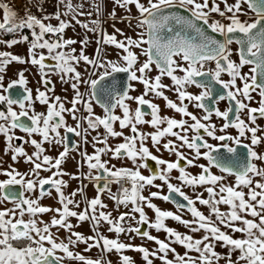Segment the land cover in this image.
Here are the masks:
<instances>
[{
  "label": "snow or ice",
  "instance_id": "1",
  "mask_svg": "<svg viewBox=\"0 0 264 264\" xmlns=\"http://www.w3.org/2000/svg\"><path fill=\"white\" fill-rule=\"evenodd\" d=\"M110 2L109 10L108 0H57L52 14L37 16L25 7L22 17L0 2V44L8 49L28 45L26 56L0 51V136L4 155L12 161L5 168L0 157V176L6 177L0 180V264H113L108 258L113 252L119 264H135L124 254L128 251L140 253L144 264H264V166L256 163L264 164V148L256 147L264 146V127L257 123L264 119V0ZM36 7L44 12L42 5ZM117 9L123 14L118 16ZM52 19L58 23H46ZM109 20L111 33L103 27ZM116 22L125 23L132 34L117 28ZM77 26L96 34L91 54L87 34L79 40L65 36ZM5 35L10 38L3 39ZM14 63L36 68L43 90L38 87L33 95L27 68L5 85L7 69ZM118 74L126 79L119 80ZM53 76L65 93L71 91V98L55 94ZM164 78L171 83H163ZM135 83L142 85L139 95H132ZM166 91L173 92L178 103ZM154 98L162 99L180 119L161 115ZM221 101L227 102L225 110L218 107ZM36 103L46 111H36ZM67 117L75 123L69 124ZM144 125L153 131H144ZM70 134L78 141L72 143ZM25 145L32 146L31 154ZM153 148L175 160L154 154ZM52 149L56 156L47 154ZM72 152L79 157H72L75 173L62 167ZM113 160L129 161L132 167H118ZM21 161L30 165L27 171L15 167ZM149 161L156 169L144 175L141 169L149 168ZM192 167L200 171L187 170ZM72 180L78 186L66 195ZM89 184L96 192L92 198L86 193ZM52 190L56 208L41 203ZM105 194L117 215L107 211ZM154 199L173 203L176 211L162 210ZM198 205L207 208V214ZM50 212V219L43 220ZM169 219L187 232L167 226ZM85 221L90 222L91 235L74 230ZM102 224L115 238L99 230ZM145 225L163 231L165 238L142 230ZM60 230L67 234L64 239ZM122 234L129 240L139 236L156 247L125 243ZM79 245H84L82 251L75 250ZM92 249L99 252L95 259L86 255Z\"/></svg>",
  "mask_w": 264,
  "mask_h": 264
},
{
  "label": "flooded vegetation",
  "instance_id": "2",
  "mask_svg": "<svg viewBox=\"0 0 264 264\" xmlns=\"http://www.w3.org/2000/svg\"><path fill=\"white\" fill-rule=\"evenodd\" d=\"M218 2H219V0H218ZM228 2L231 3L232 0H228ZM220 5H223V4L221 3ZM223 6H224V5H223ZM214 15H215V14H214ZM217 18H219V17H217ZM117 28H119V27H117ZM121 29H122V28H121ZM123 30H124V29H123ZM25 34H28V33H27V30H25ZM129 35H131V34H129ZM4 37H5V39L10 38V37L7 36V35H5ZM233 47H235V46H233ZM92 51H93V50H91L90 54L92 53ZM233 59H236V57L233 56ZM49 63H51V62H49ZM20 69H24V68H14V69H13L14 72L11 73V79H15V78H16V72H17L18 70H20ZM247 70H248L247 67H245V69H243V71H245V72H246ZM155 74H156V73H155V70H154L153 75H155ZM25 75L27 76L28 81H29L28 87H30V88L33 89V95H35V89H36V88L40 87V88L42 89V85H40V84L37 83L38 80H39V76L37 75V69L33 67L32 70L29 69V70L25 73ZM223 78H224V79H228L227 76H224ZM52 79H53V81L55 82V94H56V95H59V96H61V97L67 95L69 98H71V95H72L71 91H69L68 93H65V92L63 91V88H64L65 86L62 85V84L59 82L58 78L55 77V76H53ZM118 79L121 80V81H124V80L126 79L125 74H118ZM163 83H165V84H170L171 82H170V80H169L168 78H164ZM238 83H239V82H238ZM135 87H136L137 91H136V92H133L132 95H139L140 92L143 90L142 85H140L139 83H135ZM42 90H43V89H42ZM189 90H190V91H193V92H196V93L199 92L198 89H189ZM165 94L168 95L170 99H172V100H174V101H176V102L178 103V101H177V99H176V96H175V94H174L173 92L166 91ZM253 95H255V94H253ZM257 99H259V97H257ZM154 102L160 105V107H161V115L173 116V117H175L176 119H180L179 114H176L173 110L167 109V108L165 107V102H164L162 99L154 98ZM185 103H187V101H185ZM227 106H228V105H227V102H226V101H221V102L219 103V105H218V107H219L221 110H225V109L227 108ZM252 106H253V107H256V106H258V105H256V104H252ZM133 107H135V105H133ZM35 109H36V111H46V106H45V105H41V104H39V103H36V104H35ZM145 110H147V109H146V106H145ZM189 110L192 111V112H194V113L197 114V115H200L199 110H197V109H195V108H193V107H191V106L189 107ZM17 111H18V109H17ZM95 111H96L97 113H101V112H102V109H100L99 107H96V108H95ZM118 114H119V113H118ZM147 118H150V117H146V119H147ZM243 118L246 119V116L243 117ZM213 119L215 120V122H216L217 124L222 123V121H220V120H216L215 117H213ZM67 120H68V123H69V124H74V123H75V122L71 119V117H67ZM257 123H258L259 125H261V127H264V119H258ZM141 127L143 128L144 131H148V132L153 131V129H151V128L148 127L147 125H144V126H141ZM116 128H117V130H120L118 124L116 125ZM61 131L63 132V130H61ZM100 131H103V130L101 129ZM229 131H231L233 134H235V130H231V129H230ZM124 132H125V134H128V130H127V129H125ZM17 135H18V136H21V135H24V134L21 133V132H19V131H17ZM93 135H95V133H93ZM35 138H36L37 140L40 139L39 136H36ZM78 139H79V138L74 137V136H71V134H70V140H71L72 143L77 142ZM118 142H119L118 139H117V140H110V143H112V144H115V143H118ZM209 142H211V143H213V144L216 143L215 141H211L210 138H209ZM245 142H247V141H245ZM2 143H3V146L5 147L4 138H3V142H2ZM15 143L19 144L20 142H19V141H16ZM44 147H45L46 149H49V145H47V144H45ZM149 147L151 148V143H150V142H149ZM256 147H257V150H258V151H260L262 148H264V146H256ZM25 148H26V150L29 152V154H31V152L33 151V148H32L31 145H25ZM61 150H62V149H61ZM92 150H93V149H92V147H91L90 145L87 146V151H88L89 153H91ZM152 151H153L154 154H156V155H158V156H162V158H164V159L175 160V156H174V155H171L170 153L164 151L163 149H161V151H160L159 153H157V152L155 151L154 148L152 149ZM185 151H187V150H185ZM47 154H48V155H51V156H56V155H57V150H56V149L49 150V151L47 152ZM73 156H76L77 159H79V157L77 156V154H76L75 152H72V153H70L68 160L62 165V167L64 168V170H66L67 172H71V173H75V172L77 171V163H76V160L72 159ZM7 158H8V161H7L6 163H4V167H5V168H6L9 164L12 163V161H11V159H10V155H8ZM105 158H107V157H105ZM72 162H73V165L71 164ZM113 163L116 164L118 167H119V166L132 167L131 163H130L129 161H126V160H125V161L113 160ZM148 163H149V168H147V169H141V172H142V174H144V175H149V174H150V170L155 171V169H156V166H155L154 162L149 161ZM181 163H183V162H181ZM199 163H206V162L203 161V160H201V161H199ZM256 163L258 164V166H264V164H261V162H258V161H257ZM72 166H74V170L71 168ZM15 167H17L20 171H27L28 168L30 167V165H26V164H24V163L21 161V163L15 165ZM187 170L190 171V172L193 173V174H196V173H198V172L200 171V169H199V168H196V167L188 168ZM84 171H87V168H85ZM212 171H213L214 173H216V174H219L218 170L215 169V168H214ZM42 175H45V176H46V175H49V173H42ZM176 175H178V173L174 170L173 173H172V176L175 177ZM0 178L4 179V178H6V177L0 176ZM2 179H0V180H2ZM64 179L67 180L68 178H67V177H64ZM72 181H73V186H75V188H76V187L78 186V183H79V182L76 181V180H72ZM173 182L175 183L176 181H173ZM85 183H88V182L85 181ZM157 183H160V182L157 181ZM112 187H113V191H115L116 188H117L116 185H113ZM88 188H89V190H90L91 192L87 193V196H88L89 198L94 197V196L96 195L95 189L93 188V186H92L91 184L88 185ZM86 190H87V189H86ZM151 190H152V191H155L156 189H151ZM184 190H185L186 193L189 194L190 196H193V195H194V190H193V189L185 188ZM53 191H54V190H52V192H53ZM195 191H202V189H197V190H195ZM164 192H165V193L167 192V189H166V188L164 189ZM26 195H31V194L26 193ZM56 195H57L56 193H53V194L51 193V196H50V197H47V196H46V197L41 201V203H42L43 205H45V206H51V207H53V208L59 207L58 203L56 202ZM205 195H207V194L205 193ZM79 197H80V196H79ZM76 199L79 200L78 198H76ZM176 199H177V197H176ZM102 200L104 201V203H106V204L108 205V209H107V211H113V209H114V202H113L112 200L108 199V197H107L106 194L102 197ZM154 200L162 201V200H159V199H154ZM163 202H164V201H163ZM164 203L168 204V205L172 208L171 211H174V212L176 211L175 205H174L173 203H170V202H164ZM8 206L11 207L10 204H9ZM198 207H200V209H201L202 211H204L205 214H207V211H208L207 208H205V207H203V206H199V205H198ZM223 207H224V206H222V208H223ZM76 210L79 211L78 209H76ZM117 214H118L117 212L113 211V215H114V216L117 215ZM52 215H53V213L50 212V213L44 214L42 218H43V220L48 221ZM184 218L187 219V218H190V217H189V215L185 214V217H184ZM25 219H27V217H25ZM71 220H72V223H73V224H76V223H77V221L75 220V218H71ZM89 223H90V222H89ZM167 223H169L170 226H171L172 228L177 229L178 231L182 230V231H180V232H182V233L187 232V229H185L182 225L178 224V223L175 222V221H172V220L169 219V220H167ZM90 228H91V225H89V227L80 225V227L75 228L74 230H75V231H78V232H81V233H84V231H87L86 229H89V230H90ZM107 228H108V226L106 227V229H107ZM142 230H149V229L147 228V225H145L144 228H143ZM53 231L55 232L56 229H53ZM90 232H91V231H90ZM108 233H109V234H108ZM107 234H108L107 236H108L109 238H113L112 235H111V232H107ZM58 235L60 236L61 239H64V238L66 237L67 234H66L63 230H60L59 233H58ZM195 235L198 236V235H200V234H195ZM237 235H239V234H237ZM123 237L125 238V240L123 241V242H125V243H132V244H135V245H143V246H145V241H146V239H141L139 236H136L133 240H129V239L127 238V236H125V235H124ZM123 237H122V238H123ZM81 246H82V245H79V247L76 248L75 250H76V251H81V250H82ZM173 246L176 247V248L179 247L178 245H173ZM178 249H179V248H177V250H178ZM180 249H181L182 251H184V249H183L182 247H180ZM180 249H179V250H180ZM217 251H224V249H221V248L218 247V248H217ZM131 252H132V254H133L134 251H131ZM128 253H129V252H127L126 254H128ZM136 253H137V252H136ZM137 256H138V257H141V254H140V253H137ZM108 258L111 260V258H110L109 256H108ZM138 259H139V258H138ZM140 259H141V258H140ZM66 264H72V262H67V261H66Z\"/></svg>",
  "mask_w": 264,
  "mask_h": 264
},
{
  "label": "rangeland",
  "instance_id": "3",
  "mask_svg": "<svg viewBox=\"0 0 264 264\" xmlns=\"http://www.w3.org/2000/svg\"><path fill=\"white\" fill-rule=\"evenodd\" d=\"M54 1H57V0H54ZM0 2L7 3L8 4V0H0ZM73 2L76 3V2H78V0H73ZM32 3H33V8H34L33 10H31L32 13L35 14V15H37V16H41L42 14H41V12H38L37 11V7L36 6L37 5H42L43 7H45L47 5L46 2L44 0H42V2L40 0H32ZM107 6H108V9L110 10L111 7H112V4H111L110 0H108V5ZM220 7L223 9L224 6L223 5H220ZM63 10L64 9L61 6V11H63ZM17 13L21 17L25 15V11H20V12H17ZM117 13H118V16H119V15H122L123 14V11L120 10V9H117ZM132 13H133V15L136 14V10H135L134 7L132 9ZM0 18H2V11H0ZM82 19H85V18H82ZM47 22H49V21H46V23ZM51 23L53 25H55V22L53 23V21H51ZM111 23H112V21L109 20L107 23H105L103 25V27L106 28V29L108 28V30L109 29H112ZM116 27H119V28L124 29V31L127 34H132L129 31V29L126 27V24L125 23L116 22ZM69 29H71V28H69ZM69 29L66 30V33H67L66 35H69L70 34V31L71 30L69 31ZM76 30H77V33H76V37L75 38L77 40L82 39L83 36L86 34L85 31L83 29H81L79 26L76 27ZM89 34H93V33H89ZM66 37H68V36H66ZM2 38L5 39L4 36ZM7 39H9V38H7ZM7 39H5V40H7ZM96 39H97L96 34H95V39L94 38L90 39L91 43H90V45L88 47V50H87L88 51V54H90L91 50H93L96 47V44H95V40ZM74 47H77V49H79V45L78 44L77 45H74ZM27 49H28V45L27 44H23V43L22 44H17V45H15L11 49H8L4 45L0 44V51H11L14 54H19V55H23V56H26L27 55ZM16 65L18 66V64H15L14 63L11 66H9V68L7 69L6 76H5V85H7L8 81L11 79V73L14 72L13 69L16 68L15 67ZM32 68L33 67L31 65H28V67H27L28 70L29 69L32 70ZM2 142H3V137L0 136V157L3 158V161L7 162L8 161V158H7L6 155H4V151H3L4 150V146H3V143ZM71 164L73 165V162ZM71 168L74 170V166H72ZM0 179H2V178H0ZM74 189H75V186H73V181H70L69 182V186L66 189H64L65 194L67 195V194L71 193V191L74 190ZM89 192H91V191L87 187L86 193H89ZM51 193L53 194V193H55V191H53ZM144 194L147 195L148 194V191L146 190ZM76 198L81 199V197H79V196H77ZM153 203H155L157 206H159L162 210H171L172 209L168 204L164 203L163 201L153 200ZM81 207H83V205ZM120 211H125V209L123 207H121L120 208ZM146 212H147V215L149 216L150 219H153L154 218V214H153V212L151 210H147L146 209ZM166 224H167V226L171 227L170 224L167 223V221H166ZM81 225L82 226L89 227L90 223L88 221H85ZM106 227H107L106 224H102L99 230L101 232H103L104 235L107 236L109 233L107 234L108 231H107ZM86 230L87 231H84L83 234H85V235H91L92 234L89 229H86ZM149 231H150V234L153 235V236H158L160 239H164L165 238V233L163 231L156 232L154 229H149ZM180 231H182V230H180ZM111 235H112L113 238H115V233H111ZM123 236H124L123 234L120 236V240L121 241H124L125 240V238ZM145 247H148L149 249H153V248L156 247V245L153 242H149V241L146 240L145 241ZM81 248L83 250L84 245H82ZM177 248L180 249V246L177 247ZM179 249L177 251L182 253L183 251L181 249L180 250ZM128 252H129L128 254H126L127 252H125L124 254L132 257L134 259V261H135V264H144V262L142 261V259H140L141 257H138L136 252H133V254H132L131 251H128ZM86 255L91 256L92 258L95 259V258H97L99 256V252H98L97 249H92V251L89 252V253H87ZM117 255L118 254H116L115 252H113L111 254H108V256L113 261V264H119V260L117 259ZM169 258H171V254H170V257ZM154 264H161V262L159 260H155L154 261Z\"/></svg>",
  "mask_w": 264,
  "mask_h": 264
},
{
  "label": "crops",
  "instance_id": "4",
  "mask_svg": "<svg viewBox=\"0 0 264 264\" xmlns=\"http://www.w3.org/2000/svg\"><path fill=\"white\" fill-rule=\"evenodd\" d=\"M40 1L42 2V0H40ZM44 1L46 2L47 5L45 7H43L44 8V12L41 13V14L44 15V14H52V13H54L56 11L57 1H54V0H44ZM8 4H9L10 7H12L13 10H15L17 12L25 11V7H28L31 10L34 9L33 8V3L32 2L28 3L27 0H8ZM60 10H61V8H60ZM51 21H53V23L55 22V24L58 23L55 19H52L49 22L51 23ZM106 30L109 33H111L113 31V29H109L108 30V28ZM69 31H70V34L66 35L67 33H65V36H68V37L76 39L75 37H76L77 30L75 29V32H74L72 29H69ZM86 34L88 35L89 39H92V38L95 39V34H89V33H86ZM15 67L16 68H27L28 65H20V64H18V66L16 65Z\"/></svg>",
  "mask_w": 264,
  "mask_h": 264
},
{
  "label": "water",
  "instance_id": "5",
  "mask_svg": "<svg viewBox=\"0 0 264 264\" xmlns=\"http://www.w3.org/2000/svg\"><path fill=\"white\" fill-rule=\"evenodd\" d=\"M16 91H18V90H16ZM46 187H47V186H46ZM177 199H181V198L177 196Z\"/></svg>",
  "mask_w": 264,
  "mask_h": 264
}]
</instances>
